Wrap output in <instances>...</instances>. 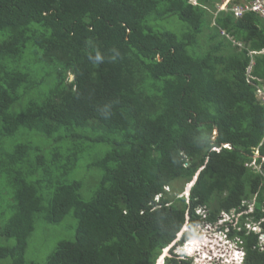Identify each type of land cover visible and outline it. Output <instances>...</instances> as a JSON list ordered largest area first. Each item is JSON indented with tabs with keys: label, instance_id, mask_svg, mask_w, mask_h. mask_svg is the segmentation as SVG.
<instances>
[{
	"label": "trees",
	"instance_id": "1",
	"mask_svg": "<svg viewBox=\"0 0 264 264\" xmlns=\"http://www.w3.org/2000/svg\"><path fill=\"white\" fill-rule=\"evenodd\" d=\"M130 1L0 0V264H153L201 222L178 194L202 167L194 197L227 186V236L264 264V17ZM69 212L70 236L27 259L36 221Z\"/></svg>",
	"mask_w": 264,
	"mask_h": 264
},
{
	"label": "rangeland",
	"instance_id": "2",
	"mask_svg": "<svg viewBox=\"0 0 264 264\" xmlns=\"http://www.w3.org/2000/svg\"><path fill=\"white\" fill-rule=\"evenodd\" d=\"M103 1V0H101ZM236 0H222V2L215 4L217 10L221 9L220 7H225V10H232L233 6L236 5L235 3ZM241 3H246L249 0H239ZM132 4L134 0L130 1ZM262 5L264 4V0H260ZM251 4V2L249 3ZM225 5V6H224ZM258 7V10L263 9V7H260L259 4L256 5ZM238 11L241 9V7H237ZM217 10H215L213 13L216 14ZM236 10V9H235ZM264 10V9H263ZM233 11V10H232ZM236 11H233L234 15ZM264 15V12H263ZM173 23L175 25H181V23L178 21L176 17L173 19ZM171 26V24H169ZM71 78V76H70ZM206 171V170H205ZM196 177H192V182H194L192 185H187L184 184L183 190L178 194L184 195L186 197V202L189 205V212H192L191 210L193 208H197L200 211V206L201 204L199 203V197H194V193L202 192L205 190L204 184L200 181L201 177L198 179H195ZM190 181V182H191ZM182 183H175L176 188L175 190L178 191V189L181 188ZM228 190L227 186H222L217 189V187H214L213 190L210 192L211 197H206L205 199H208V205L202 206L205 211H207V218L205 217L203 222L199 225H197L194 231L198 232L199 235L195 238L196 244L194 247H196L197 250H201L202 255H208V253H211L215 251V253L223 255L227 259H230L228 257H231V254L233 252L234 248V243H230V239L228 238L229 241H226L224 238H226L224 233H220L219 230H217L220 227L221 221L219 220L216 222L217 218L221 215L225 219L228 218L235 210H236V204L231 203L230 200H227V203L225 201V197L228 195ZM249 210V209H248ZM247 210V211H248ZM189 215V214H188ZM228 221H231L230 219ZM235 220H233V223ZM249 222V221H248ZM205 223V225L203 224ZM76 224L75 219L69 212L62 221L56 224H46L41 220L36 221V230L34 231V237L31 239V241L28 242L26 251H25V256L29 260H33L38 263L44 262L46 256L51 252L57 241L61 238H66L70 236V233L74 229ZM251 225V223H249ZM50 228V229H49ZM217 231L214 233L211 230ZM218 237L221 239L219 241ZM264 241V237H263ZM203 242L205 244V247H201L200 243ZM227 242V243H225ZM217 245V247H215ZM212 248V251L208 249V247ZM201 249H200V248ZM166 250L161 251L163 254ZM181 251V250H180ZM219 263L222 262L223 260L220 258ZM234 261V260H232ZM232 261L228 262L227 264H232ZM237 261H235V264H237Z\"/></svg>",
	"mask_w": 264,
	"mask_h": 264
},
{
	"label": "clouds",
	"instance_id": "3",
	"mask_svg": "<svg viewBox=\"0 0 264 264\" xmlns=\"http://www.w3.org/2000/svg\"><path fill=\"white\" fill-rule=\"evenodd\" d=\"M190 1L193 4L196 3L195 0H190ZM261 52H264V51L262 50ZM252 53H255V52H252ZM250 70H251V65H249L246 68V74L247 75H249ZM70 76H71V78H70ZM70 76H69V81L72 79L71 74H70ZM255 91H256V96H257L256 98L259 100V102L261 104L264 105V100H263L264 87L256 86ZM224 146H227V145H224ZM254 161H255V159H254ZM251 165H253V164H251ZM198 172L195 173V175L193 177H197ZM193 183L194 182L191 181V182L187 183V185H192ZM164 189L166 191L168 190L167 187H165ZM199 208H200V211L197 208L194 209V214L199 215L201 221L203 222L204 218L206 217V211L201 206ZM248 209H247L248 211H251V207H249ZM241 214H242L241 211H239V212L234 211L230 216H228L227 219H225L221 215L217 218L216 222H218L219 220H222L220 227L217 230H219L220 233L225 234L226 238H224V239L226 241H229L228 240L229 237L227 236V233L230 230V227H236V221L238 220V218ZM229 219L231 221H228ZM233 220H235L234 223H233ZM249 223H251V225H249ZM199 224H197V225H199ZM203 224L205 225V223H203ZM245 226L250 228V229H254L255 231L259 230L258 226L253 224L252 222H247L245 224ZM195 229L196 228H194V230ZM194 230H191L188 227V225L185 223L182 226V228L180 229V231L177 233L175 240L163 248V250H166V251L163 254L160 252L159 256L156 258V260L153 264H175V263L170 261L172 259H175L176 264H222V262L221 263L218 262V261H220L219 260L220 258L223 260V263L225 262V264L230 262V260L231 261L234 260V261H232V264H235L236 260H238L237 264H245V262H244L245 250L240 246V241L238 240V238L237 239L229 238L231 241L230 243H234V245H233L234 248H233V252L231 254V257H228L230 259H227L226 257H224V259H223V255L221 257L210 255V256H208V258H205L204 255H202L201 250H197L196 247H194V245L196 244L195 238L199 235V233L195 232ZM211 231H213L214 233L217 232L213 229ZM187 232L190 233L188 236L186 235ZM263 237H264V233H260L259 239H260V243H261L262 247H264ZM218 239H219V241L221 240L219 237H218ZM225 243H227V242H225ZM200 245H201V247H205V244L203 242H201ZM208 249L212 251V248L210 246L208 247ZM218 255H220V254H218Z\"/></svg>",
	"mask_w": 264,
	"mask_h": 264
},
{
	"label": "built area",
	"instance_id": "4",
	"mask_svg": "<svg viewBox=\"0 0 264 264\" xmlns=\"http://www.w3.org/2000/svg\"><path fill=\"white\" fill-rule=\"evenodd\" d=\"M251 2V4H249ZM259 4L260 7H263L264 9V4L262 5V3L260 2V0H249L246 3H241V4H236L235 6H233L232 10L237 12L235 13V16L240 15L241 12L245 11V10H253L255 12H258L260 15H262V17H264L263 12L264 10L260 8V10H258V7H256V5ZM225 6V5H224ZM241 7V9L238 11L237 7ZM221 9H224L225 7H220ZM236 9V10H235ZM263 100H264V95H263ZM257 156V152L256 155ZM251 164H253L254 168H259L256 164L255 161H252Z\"/></svg>",
	"mask_w": 264,
	"mask_h": 264
},
{
	"label": "bare ground",
	"instance_id": "5",
	"mask_svg": "<svg viewBox=\"0 0 264 264\" xmlns=\"http://www.w3.org/2000/svg\"><path fill=\"white\" fill-rule=\"evenodd\" d=\"M215 247H217V245H215ZM210 255H213V256H219V257L222 256V255H218L217 253H215V251H213V252H211V253H208V255H205L204 257H205V258H208V256H210Z\"/></svg>",
	"mask_w": 264,
	"mask_h": 264
}]
</instances>
